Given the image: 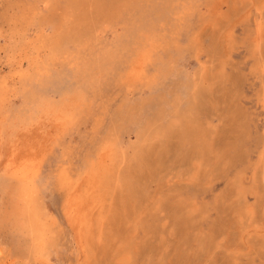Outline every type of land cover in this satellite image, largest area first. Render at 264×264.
<instances>
[{"label":"rangeland","instance_id":"374dc122","mask_svg":"<svg viewBox=\"0 0 264 264\" xmlns=\"http://www.w3.org/2000/svg\"><path fill=\"white\" fill-rule=\"evenodd\" d=\"M0 250L264 264V0H0Z\"/></svg>","mask_w":264,"mask_h":264},{"label":"bare ground","instance_id":"6f19581e","mask_svg":"<svg viewBox=\"0 0 264 264\" xmlns=\"http://www.w3.org/2000/svg\"><path fill=\"white\" fill-rule=\"evenodd\" d=\"M21 164V163H20ZM17 169V168H16ZM25 187H28L27 185ZM1 251V250H0Z\"/></svg>","mask_w":264,"mask_h":264}]
</instances>
